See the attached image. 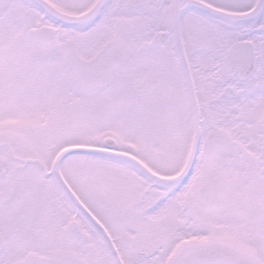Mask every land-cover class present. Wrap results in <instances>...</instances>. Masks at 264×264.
I'll return each mask as SVG.
<instances>
[{
	"label": "snow or ice",
	"instance_id": "obj_1",
	"mask_svg": "<svg viewBox=\"0 0 264 264\" xmlns=\"http://www.w3.org/2000/svg\"><path fill=\"white\" fill-rule=\"evenodd\" d=\"M0 264H264V0H0Z\"/></svg>",
	"mask_w": 264,
	"mask_h": 264
}]
</instances>
